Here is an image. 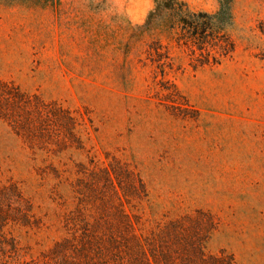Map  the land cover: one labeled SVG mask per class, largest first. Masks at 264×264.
Listing matches in <instances>:
<instances>
[{
  "label": "rangeland",
  "instance_id": "374dc122",
  "mask_svg": "<svg viewBox=\"0 0 264 264\" xmlns=\"http://www.w3.org/2000/svg\"><path fill=\"white\" fill-rule=\"evenodd\" d=\"M171 4L0 0V79L86 113L98 157L121 158L144 182L148 216L187 214L202 222L208 255L264 264V0H233V51L197 67L177 22L217 0ZM157 44L172 64L164 78L150 65ZM9 180L33 195L28 153L0 122V183Z\"/></svg>",
  "mask_w": 264,
  "mask_h": 264
},
{
  "label": "trees",
  "instance_id": "16d2710c",
  "mask_svg": "<svg viewBox=\"0 0 264 264\" xmlns=\"http://www.w3.org/2000/svg\"><path fill=\"white\" fill-rule=\"evenodd\" d=\"M153 1L159 11L176 0ZM217 3L214 12L185 9L177 22L194 67L218 65L233 51V0ZM162 50L157 44L151 59L154 77L172 69ZM0 122L21 141L36 177L32 196L16 181L0 183V264H233L205 252L200 220L146 214L144 182L121 158L98 157L86 113L0 79Z\"/></svg>",
  "mask_w": 264,
  "mask_h": 264
}]
</instances>
